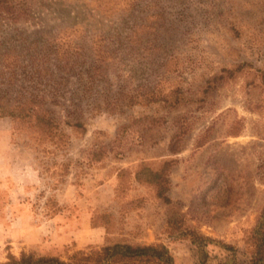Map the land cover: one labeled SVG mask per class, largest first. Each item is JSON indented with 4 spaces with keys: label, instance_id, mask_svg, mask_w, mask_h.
Wrapping results in <instances>:
<instances>
[{
    "label": "rangeland",
    "instance_id": "rangeland-1",
    "mask_svg": "<svg viewBox=\"0 0 264 264\" xmlns=\"http://www.w3.org/2000/svg\"><path fill=\"white\" fill-rule=\"evenodd\" d=\"M14 2L13 17L0 13V103L56 98L50 117L71 113L83 127L46 133L31 115L0 118L35 169L24 178L38 231L31 246L0 236V264L115 243L162 244L174 264H254L253 232H264V0ZM51 48L79 52L76 67L58 68ZM98 48L109 60L91 82ZM157 82L162 103L108 105ZM166 162L163 198L135 175Z\"/></svg>",
    "mask_w": 264,
    "mask_h": 264
},
{
    "label": "trees",
    "instance_id": "trees-1",
    "mask_svg": "<svg viewBox=\"0 0 264 264\" xmlns=\"http://www.w3.org/2000/svg\"><path fill=\"white\" fill-rule=\"evenodd\" d=\"M16 12H18V9L14 0H0V13L8 15V17H13ZM51 51L52 52L49 54L55 59V62L59 66L58 68L64 67L68 70L74 69L78 63L77 59H73V55L76 54L81 56L79 52L72 54L70 51H60L58 48H51ZM105 51V49L101 48L94 50L93 57H95V59H93V63L88 70V78L91 82H94L96 76L102 73V67H104L109 60L108 54ZM49 59L50 56L47 55V61ZM42 70V72H39V76H43L41 73L49 71L48 67ZM158 88L159 82L152 87H148L145 91L141 89H135L131 92L122 90L118 93L116 101L118 103L108 102V105H111L114 110L115 107L121 110L124 106L130 107L140 103V97L144 102L162 103L167 100L166 95L162 94ZM52 104H58L56 98L48 102L47 97L39 94L33 95L30 99L20 102L18 105L0 103V118H14L22 114L25 116L31 115L35 119V125L38 131L46 133H50L52 129H57L62 124L73 127H83L78 117L70 116L71 113L68 119L63 121L60 119V121H58V119L53 116L50 117V115H53V112L48 109V105ZM73 104L74 103H72V105ZM74 107L76 108L74 111H77L78 105L74 104ZM74 111L73 113H75ZM172 151L174 150L172 149ZM166 167H168L167 162L157 170L142 166L140 171L136 172L135 177L138 181H144L148 185L154 186L157 190V194L160 197L166 198L164 195L168 186ZM261 219L264 220V210L262 211ZM253 233L258 236L256 258L254 257L253 262L254 264H258L257 262L264 261V232L261 236L256 230ZM4 264H174V262L169 251L162 244L132 245L128 243H115L104 245L99 248H89L85 251H77L68 260H62L54 256H37L34 253L23 252L19 257L10 255L7 262ZM200 264H204V262Z\"/></svg>",
    "mask_w": 264,
    "mask_h": 264
},
{
    "label": "crops",
    "instance_id": "crops-1",
    "mask_svg": "<svg viewBox=\"0 0 264 264\" xmlns=\"http://www.w3.org/2000/svg\"><path fill=\"white\" fill-rule=\"evenodd\" d=\"M8 135L10 132L6 127L0 128V193L7 197L4 206L6 219L11 218L7 224L5 219L0 220V228L3 230L0 236L7 241L21 240L23 244L31 246L38 231L33 222L31 199L27 197L33 192L24 176L28 174L34 177L36 172L26 158L27 150L12 149ZM11 152L17 156L11 157ZM14 161L17 163L14 164Z\"/></svg>",
    "mask_w": 264,
    "mask_h": 264
}]
</instances>
